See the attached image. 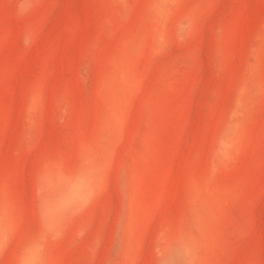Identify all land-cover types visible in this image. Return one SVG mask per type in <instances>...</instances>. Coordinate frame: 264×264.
<instances>
[{
  "label": "rangeland",
  "instance_id": "374dc122",
  "mask_svg": "<svg viewBox=\"0 0 264 264\" xmlns=\"http://www.w3.org/2000/svg\"><path fill=\"white\" fill-rule=\"evenodd\" d=\"M0 264H264V0H0Z\"/></svg>",
  "mask_w": 264,
  "mask_h": 264
}]
</instances>
